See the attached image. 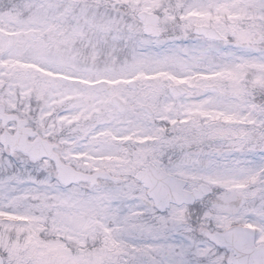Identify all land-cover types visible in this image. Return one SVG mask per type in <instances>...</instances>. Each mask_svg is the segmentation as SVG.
I'll use <instances>...</instances> for the list:
<instances>
[{"label": "snow or ice", "instance_id": "6c2138e0", "mask_svg": "<svg viewBox=\"0 0 264 264\" xmlns=\"http://www.w3.org/2000/svg\"><path fill=\"white\" fill-rule=\"evenodd\" d=\"M0 264H264V0H0Z\"/></svg>", "mask_w": 264, "mask_h": 264}]
</instances>
